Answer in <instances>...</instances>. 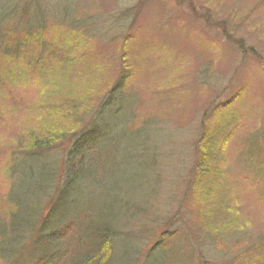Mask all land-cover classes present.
Wrapping results in <instances>:
<instances>
[{
	"label": "rangeland",
	"instance_id": "1",
	"mask_svg": "<svg viewBox=\"0 0 264 264\" xmlns=\"http://www.w3.org/2000/svg\"><path fill=\"white\" fill-rule=\"evenodd\" d=\"M8 27L17 38L41 27L46 42L0 52V231L9 195L31 204L21 195L35 185L29 174L41 171L31 159L44 158L59 187L75 140L32 158L24 152L31 131L48 127L56 108L70 114L76 92L108 93L127 64L117 122L104 135L112 148L84 171L73 208L121 213L127 204L120 230L132 263L264 264V142L254 150L258 164L244 156L247 142L264 135V0H0V35ZM95 112L80 123L96 117L91 124L108 127ZM198 146L211 156L207 171L221 174L212 175L216 200L206 218L224 225L209 231L186 194ZM2 239L0 232V264H9L18 248Z\"/></svg>",
	"mask_w": 264,
	"mask_h": 264
},
{
	"label": "trees",
	"instance_id": "2",
	"mask_svg": "<svg viewBox=\"0 0 264 264\" xmlns=\"http://www.w3.org/2000/svg\"><path fill=\"white\" fill-rule=\"evenodd\" d=\"M37 29L31 35H29L30 30H28L22 38L0 37V52L14 51L13 53L17 55L18 52H25L26 49L31 47L29 42H35L42 48L43 43L46 42L42 34L43 29L41 27ZM4 37L7 39H4ZM17 39L20 41L18 42ZM65 42H68L67 38H65ZM51 44L48 43V52H51ZM62 49H67L66 43H63ZM125 56L127 58V55ZM38 58L33 59L31 66H38V63H36ZM120 68L122 70L119 77L108 93L99 96V94L93 92H87L86 94L76 92L73 94L74 96H71L75 102L71 106L75 109L73 108L70 114L65 115L63 111L56 108L55 112L58 114L52 115L51 123H46L48 127L37 129V134L34 130L31 131L30 136H32V139L27 141L24 152L30 153L29 157L32 158L36 157H33V151L42 153L58 148L56 143L64 138H67L68 143L74 138L75 140L68 151L62 146L64 143L60 144L61 147L59 146L63 149V153L67 151L66 157L61 160L62 167L60 171L62 173L56 178V183H60L59 187L52 186L54 181L49 174H46L48 164L45 159L38 160L37 158L31 159V165L35 166V169L40 167L41 171L29 174V181L33 180L35 185L21 194L25 199L31 200L32 205L27 203V207L20 200L13 201L11 195H9V203L12 202L10 204L11 208L7 207L5 209L3 218L7 219V229L0 231L3 237L2 241L9 239L12 247L16 246L18 248L15 259L11 260L9 264H18L16 259L24 251L28 252V259H30V263H26L27 259L24 264H136L138 262V260L131 262L132 259H130L129 253H126V238L121 237L120 225L127 218L126 212L129 209L127 204L122 205L123 211L121 213H118V210L115 213L97 214L90 212L92 214H89L84 212L82 208L83 214L80 213L81 208H73L76 202L73 191L79 186L82 179H87L84 171L91 170L92 167L96 166L97 156L101 154V151H110L112 148L111 145H103L105 144L104 135L117 122L116 115L120 111L119 107H116V114H114L113 106L118 91L124 87L130 75L127 64L121 65ZM57 70L58 72L63 71L64 68L63 66L57 67ZM46 71L47 69L44 70V72ZM91 111H96V116L105 114L109 126H106L107 128L104 125L98 127L97 122L91 124L90 122L97 119L96 117L80 123V117H87L88 115L92 117L89 114ZM128 116L129 113L126 117L127 121ZM260 142H264V135L258 137V140L254 143L247 142V148H245L247 149L244 154L245 158L254 164H258L254 159L256 156L254 150L261 144ZM197 144L199 145V140ZM196 152L197 163L195 168L197 172L190 178L186 194L189 196L187 198L188 203L193 208L192 213L196 214L197 220L201 222L210 216L211 206L215 204L213 200H216L213 189V187H216L214 185L216 181L212 175L219 176L221 174L216 173V169H213L212 172L207 171L210 167L208 159L211 158L208 155V150L204 152V148L198 146ZM25 162L27 161L25 160L23 163ZM23 163L22 165H25ZM262 163L264 164V158ZM261 164L258 165L260 166L259 170L262 169ZM99 171L101 172V168ZM19 180L21 181V175ZM263 189L264 186L262 191ZM65 205L74 212L72 210L66 211ZM75 211L76 214H74ZM68 212L69 214H67ZM216 220L206 218L200 225L207 230L215 227V222L218 226L219 224L224 225L223 222L218 223V220ZM19 222L22 227H17ZM212 233L214 232L212 231ZM215 238L213 239L215 240ZM121 244L122 249L115 256L116 250ZM52 249L54 250L53 254ZM4 255L8 258L11 257L9 252H5ZM147 263L148 261L145 264ZM154 263L159 264L158 262Z\"/></svg>",
	"mask_w": 264,
	"mask_h": 264
}]
</instances>
